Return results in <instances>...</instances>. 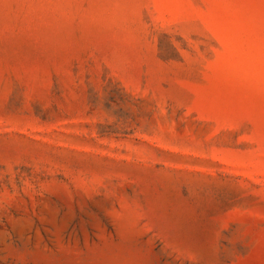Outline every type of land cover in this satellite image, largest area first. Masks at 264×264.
<instances>
[{
	"label": "rangeland",
	"instance_id": "rangeland-1",
	"mask_svg": "<svg viewBox=\"0 0 264 264\" xmlns=\"http://www.w3.org/2000/svg\"><path fill=\"white\" fill-rule=\"evenodd\" d=\"M0 264H264V0H0Z\"/></svg>",
	"mask_w": 264,
	"mask_h": 264
}]
</instances>
